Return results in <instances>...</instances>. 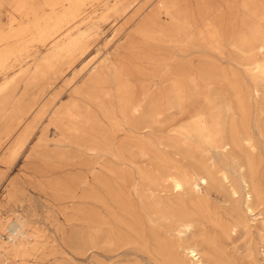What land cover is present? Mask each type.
<instances>
[{
  "label": "rangeland",
  "instance_id": "obj_1",
  "mask_svg": "<svg viewBox=\"0 0 264 264\" xmlns=\"http://www.w3.org/2000/svg\"><path fill=\"white\" fill-rule=\"evenodd\" d=\"M209 21L221 32L218 42L208 39ZM259 46L264 0H28L20 13L0 3V101L8 90L13 94L0 115V225L22 216L30 239L37 234L30 256L0 247V264H195L180 247L184 235L198 241L203 255L213 253L205 264H264V76L251 70L264 60ZM96 77L103 90L86 92ZM119 87L135 98L142 91L151 100L163 95V113L150 129L119 130ZM240 98L258 104L244 123ZM223 103L235 109L222 136L249 132L256 145H244L237 159L246 166L253 160V170L245 168L260 190L250 201L253 211L244 192L233 195L227 184L183 196L143 191L142 169L157 175L179 166L233 164L229 155L179 137L197 112ZM29 126L36 131L12 157ZM112 135L109 146L104 139ZM117 176L143 188L148 202L201 203L207 214L180 234L167 213L154 212L141 238L104 243L102 183ZM232 181L241 184L237 175ZM8 237L0 229V244Z\"/></svg>",
  "mask_w": 264,
  "mask_h": 264
},
{
  "label": "bare ground",
  "instance_id": "obj_2",
  "mask_svg": "<svg viewBox=\"0 0 264 264\" xmlns=\"http://www.w3.org/2000/svg\"><path fill=\"white\" fill-rule=\"evenodd\" d=\"M0 3L9 5V7L12 8V12L14 13H20L26 8L28 0H0ZM160 4L162 8L166 7L165 1L160 2ZM205 30L207 31L208 39L210 42L215 43L219 41L221 37V32L213 23H210L209 21V23L205 25ZM35 33H39V35H42L39 31ZM202 37L204 38V36ZM17 46L20 45L17 44ZM19 48L21 50V47ZM263 48L264 46H259L258 50L260 51ZM4 50L6 51V49ZM251 66V70L253 72L259 73L260 75L264 76V60H256L251 64ZM40 73L42 74V72ZM33 79L34 78H32V80ZM29 81H31V79ZM34 81L35 80L32 81L33 85ZM16 83L17 82H15L14 84ZM47 83L46 85H48ZM14 84H11L12 89H14ZM29 84L32 85L31 83ZM14 87H16V85ZM27 87L28 86H26V88ZM44 88L45 89H43V91L46 90V87ZM97 89L103 90V87L102 84H100V78L96 77L87 87L86 92H95V90ZM39 91L43 92L41 89ZM180 94V91L176 92L178 100H180ZM12 95L13 94H11L9 90L7 94H4L2 101H0V115L2 114V109H4L2 108V104H8L7 101H10ZM163 98V95H161L159 99L151 100L148 91L140 92V94L135 98L132 96V92L130 89L119 87V95L116 99L118 108L114 111L115 113H118L122 116L121 123L117 125L119 130H127L128 128L132 129L133 131L135 129H150L152 124L163 113ZM3 107L6 106L4 105ZM257 107V103H249L244 99L240 98V101H238L237 103V108L239 111L240 118L243 120V123L249 120L250 118V115L248 113L249 110L253 108L255 109ZM234 109L235 107L231 103H223L217 106L211 104L209 105L207 111L197 112L192 117L191 121L182 128L183 131H180L179 133V137L184 139V141L187 139H191L194 142L199 143L202 147H205V149L209 152L215 153L219 150L220 153L223 154L224 159H226L227 155H229L230 159L233 161V164H229L230 166L227 167L217 165L215 162L204 165V162H202L201 160L200 164H203V166L199 165L193 169H188L186 167L179 166L176 167L174 170L158 172L157 175H154L151 170L142 169L140 170L139 174L141 175L142 187H144V190L143 188L138 187V185H136L135 183L128 182L125 178H122L121 176H117L112 181L102 183L103 194L101 196V227L102 238L104 243H112V245H119L122 241L130 243L133 239L141 238L142 231L145 226V221L149 217V215L154 212L159 214L160 216H164L167 213L169 215V218L173 221L175 229L180 234L182 232L190 233V229L196 224L197 220L207 214L206 207L201 203H194L192 204V207H190L185 201L176 203L171 202L166 205L164 204V206L161 200L154 199L152 202H148V197L143 192L145 191V189L151 191L154 197H162L161 193L167 195V193L170 191L173 193L174 196H183L186 191H188V189H192L194 192H199L202 185L204 187H211L219 184H227L228 186L230 185L231 189L233 190V195L238 194L239 191L244 192L247 198V209L249 211H253L252 207L250 206V201L252 200L254 195L258 196L260 194V190L253 184V180L250 178L248 179L245 175V168L249 167L251 170H253V160H247L248 166H246L244 163L240 164V162L237 160L244 145H248L250 148H256V145L253 143V137L249 132L246 133L244 136H240L236 132V130L230 131V137H225L224 135L222 136L226 129L225 124L226 118L228 117L227 114L234 112ZM114 112H112V114H114ZM222 112L226 113V115L223 116ZM34 131L36 130L33 129L32 126H29L18 137L15 148L11 153L12 157H14L17 153H20L19 151L23 150L26 147ZM263 136L264 135H262V137ZM115 138V135L108 136L104 139V142L107 145L111 146L112 144H114ZM160 144L163 145L162 142H160ZM197 162L199 163V161ZM220 173L222 174L221 176ZM235 175L239 176L240 179L241 184H239L238 186L234 183L235 181H232ZM21 217L18 216L16 220H8L9 222H7L5 225H0V229L8 230L9 233V240L7 242L2 241V243L0 244L1 249L4 248L5 253L14 254L17 255V257L18 255H23L22 257H24V255H27L29 253V250L33 247L31 246V243L33 242V240L36 239L35 237L37 235H32L30 239V236L28 235L30 233H28L26 229V226L29 225V222ZM182 239L184 242L180 246L181 249L183 250L184 254L191 255L192 260L195 264H205L207 262H211L210 256L213 253L209 250V252H207V255H203L201 252V247L199 246V244H197L198 241L193 238V236L184 235ZM35 242L37 241L35 240ZM165 251L169 254L172 253V250L168 247L165 248ZM28 255L30 256V254Z\"/></svg>",
  "mask_w": 264,
  "mask_h": 264
}]
</instances>
